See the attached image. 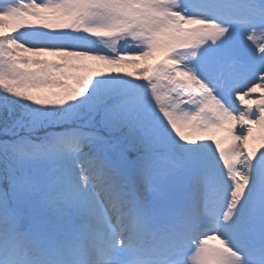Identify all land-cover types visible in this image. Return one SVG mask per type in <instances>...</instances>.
<instances>
[{
	"label": "snow or ice",
	"instance_id": "snow-or-ice-1",
	"mask_svg": "<svg viewBox=\"0 0 264 264\" xmlns=\"http://www.w3.org/2000/svg\"><path fill=\"white\" fill-rule=\"evenodd\" d=\"M0 264H264V0H0Z\"/></svg>",
	"mask_w": 264,
	"mask_h": 264
}]
</instances>
